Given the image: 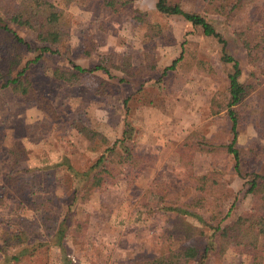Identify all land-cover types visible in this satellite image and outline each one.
Wrapping results in <instances>:
<instances>
[{"label":"rangeland","instance_id":"1","mask_svg":"<svg viewBox=\"0 0 264 264\" xmlns=\"http://www.w3.org/2000/svg\"><path fill=\"white\" fill-rule=\"evenodd\" d=\"M48 1L67 21L59 46L64 54L46 52L32 63L39 52L0 28V85L29 62L28 79L40 95L25 101L0 86V264H129L169 247L203 249L212 230L167 207L183 205L205 219L216 214L215 225L256 205L247 189L251 174L264 173V0L237 1L233 10L220 12L210 0L181 4L222 34L226 52L239 62V80L249 86L233 106L244 177L227 152V110L210 109L233 72L232 63L220 58L217 38L179 15L159 13L157 0H115V10L105 0ZM19 3L0 0V25L8 24L32 46L43 45L30 29L10 22ZM241 31L251 35V56L236 34ZM69 60L106 70L54 79L52 69H71ZM126 120L131 130L125 142L138 155L136 163L110 161L106 181L92 186L98 169L92 165L106 145L90 143L72 123L101 132L111 145L122 137ZM16 141L26 156L14 163ZM182 221L204 234L186 240L177 226ZM206 264L250 262L233 244Z\"/></svg>","mask_w":264,"mask_h":264},{"label":"trees","instance_id":"2","mask_svg":"<svg viewBox=\"0 0 264 264\" xmlns=\"http://www.w3.org/2000/svg\"><path fill=\"white\" fill-rule=\"evenodd\" d=\"M65 3L71 2V0H64ZM214 4L217 11H223L226 9L233 10L237 1L241 0H210ZM115 0H105L106 6L112 7L114 10ZM182 0H157L155 4L156 10L164 15H179L185 20L189 21L193 25L201 26L203 33L207 36H213L217 38L220 43V58L223 62L232 63L233 72L228 74V86L225 93L221 92L212 99L211 113L217 114L221 110H227V116L230 119V132L232 133L231 140L226 145L227 152L232 154L234 159V170L239 176L244 177V173L240 169L239 152L235 147L237 140V125L239 116L237 111L233 107L239 104L247 94L248 85L242 83L239 80L241 74V68L238 60L232 55L226 52V40L223 38L212 25L211 22L206 20L205 17L198 13L190 12L182 7ZM11 23L30 29L36 39L42 43L40 46H32L26 42L18 33L13 30L8 24L4 23L0 25V28L13 33L16 40L26 45L29 50H37L39 53L31 61L36 62L44 53H60L59 46L65 42L67 35V21L61 10H59L53 2L48 0H20L18 10L12 15ZM242 38L243 45L247 49V53L251 56V35L247 32L241 31L236 33ZM63 53V52H62ZM61 54V53H60ZM64 54V53H63ZM65 54H67L65 52ZM68 56V55H66ZM179 59H175L172 64L166 68L173 69ZM72 67L71 69H61L54 67L52 69V76L54 79L70 81L71 79L78 77L84 73H91L93 71L102 69L106 70L104 66L95 65L92 67H82L75 62L69 60ZM28 64L18 71L16 75L10 79L1 82V87H10L15 93L22 97L23 100L36 99L40 96L33 83L28 79ZM166 72V71H165ZM0 73V79H2ZM122 80V79H120ZM46 111H50V107L46 106ZM77 130L82 133L90 143L95 144L99 141L105 144L106 147L102 151L101 155L96 159L92 165V169L98 168L93 173L92 186H99L105 180L104 172L109 173L107 164L115 160L119 165H124L128 162L129 165L136 163L138 155L135 154L134 148L128 145L125 141L130 138L129 122H125V128L122 131V137L116 139L111 145H108L106 137L99 131L92 128H88L79 121L72 123ZM192 148L194 144L191 145ZM199 149H202L198 147ZM14 155V163L23 160L26 156L23 146L20 141H16L10 150ZM86 174V173H85ZM248 181L249 187L248 193H251L255 198L256 205L249 211L238 215L233 221L225 224H221L222 220L217 221L214 225L211 222L215 219L216 214H213L211 218L205 219L202 215L196 211H191L185 206H170L167 207L173 212L177 213L178 218H184V216L196 217V220L209 227L212 232L208 237L203 249L195 245H180L176 248L169 247L166 252L153 259H147L144 261H133L129 264H206L209 257H221L226 249L230 245L240 246L244 251L246 258L250 264H263L262 256L264 252V173H253L250 175ZM208 176L202 175L200 179H207ZM91 182V181H90ZM199 189L205 190L204 185H201ZM1 198V197H0ZM230 210V209H229ZM229 212V211H228ZM228 214H226L227 217ZM182 225V226H181ZM178 224L180 230L184 234L186 240L196 235H203L204 230L200 226L191 222H183ZM64 236L63 229L59 231V239ZM8 258V257H5ZM9 259V258H8ZM11 259V258H10ZM2 264H7L2 263ZM65 264H74L71 259H67Z\"/></svg>","mask_w":264,"mask_h":264}]
</instances>
